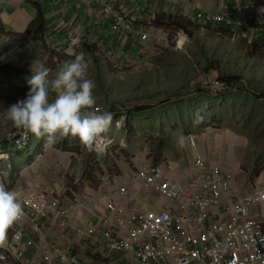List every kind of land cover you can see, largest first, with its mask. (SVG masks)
I'll return each instance as SVG.
<instances>
[{"label": "built area", "instance_id": "built-area-1", "mask_svg": "<svg viewBox=\"0 0 264 264\" xmlns=\"http://www.w3.org/2000/svg\"><path fill=\"white\" fill-rule=\"evenodd\" d=\"M93 1L102 22H109L113 32L124 33L136 43L149 40L146 31L136 29L132 9L122 0ZM176 4L184 6L186 17L195 15L203 29L222 26L235 38L251 42L264 36V13L258 11L264 7L263 0H218L216 11L204 10L197 0ZM68 39L72 48L81 40L72 31ZM186 41L185 31H179L178 46ZM212 88L222 90L226 85L217 81ZM33 135L16 127L0 135V173L4 163L31 147ZM189 145L188 185L179 181L175 163L169 159L138 168L134 182L157 198L150 208L122 209L120 202L129 196L123 186L117 188L116 200L103 207L95 204V211L80 220L70 211L69 196H59L52 189L30 192L19 200L24 215L8 231L0 264H264V188L242 193L224 166L210 162L193 134ZM113 146V139L102 134L91 148L85 147L108 154ZM93 170L102 182L111 176L108 167L100 170L95 163ZM82 248L88 257L80 253ZM28 250L34 254L27 261Z\"/></svg>", "mask_w": 264, "mask_h": 264}, {"label": "rangeland", "instance_id": "rangeland-1", "mask_svg": "<svg viewBox=\"0 0 264 264\" xmlns=\"http://www.w3.org/2000/svg\"><path fill=\"white\" fill-rule=\"evenodd\" d=\"M185 20L189 27L185 31L184 46H178V31L158 28L163 29L161 33L156 36L150 33V40L137 43L131 58L124 61L117 54L121 51H115L114 58L107 64L110 75H88L96 85V103L115 91L125 98L115 102L126 106L120 124L123 128L130 127L125 134L126 146H122L121 137L117 136L112 153L99 152V168L101 170L107 160L114 165L108 167L114 174L118 172L121 159H126L137 170L142 164L134 160L135 157L144 159L149 153L159 155V160L164 155L175 160L179 149L192 159L189 136L193 134L200 145L205 146L214 164L224 166L227 174L239 182L242 193L263 189L264 100L254 91L264 90V36L256 42L240 40L222 26L202 29L189 18ZM5 47L2 53L8 50ZM142 48L144 55H136ZM50 57V52L42 55L43 64L49 68L55 63ZM28 58L19 60L18 66H22V61L23 66L29 64L31 59ZM232 75L241 76L244 84L228 88L225 83V89L212 88L215 82H223L221 79ZM200 89L206 91L200 92ZM28 91L27 83L17 79L12 70L0 69V118L10 121L7 108L23 100ZM54 96V93L49 95ZM138 105H151L150 111L137 113ZM128 118H131L130 123ZM85 149L88 151L87 147ZM43 150L45 153L44 147ZM30 158L27 149L23 159ZM9 168L1 169L0 183L10 189L19 178L16 171L11 173L13 166ZM74 171L68 172V183L76 175ZM58 173L63 179L66 176L63 170ZM70 211L73 213L72 209Z\"/></svg>", "mask_w": 264, "mask_h": 264}, {"label": "crops", "instance_id": "crops-1", "mask_svg": "<svg viewBox=\"0 0 264 264\" xmlns=\"http://www.w3.org/2000/svg\"><path fill=\"white\" fill-rule=\"evenodd\" d=\"M204 10H217L218 0H197ZM130 9H132V18L136 24L138 31H146L150 40V33L156 36L161 33L163 29H158L153 26V19L158 15H172L173 17L184 15V6L176 4L177 0H122ZM34 4L41 6L45 14V32L44 39L47 48L55 51L50 59H54L52 67L43 64L42 60V42L39 39H34L33 36L27 35L30 23L36 16V8ZM99 8L97 3L93 0H0V27L5 31L0 33V66L4 64H11L18 66L19 60L24 57H29L31 62L24 65L21 62V67H26L29 75L28 78L34 74V70L43 64L50 69L49 79L55 78L58 70L65 62L72 61L76 55L83 53L85 59L88 61L89 69L88 75L101 76L102 74H109L108 62L114 58L115 51L118 55L123 57V60L131 58V53H134L136 45H138L132 38L121 32H113L109 22L103 23L99 15ZM187 18L197 23L195 15H190ZM64 24H61V21ZM198 24V23H197ZM203 29V28H202ZM72 31L80 36L79 45L75 48L70 47L68 32ZM168 31V30H167ZM179 33V32H178ZM10 43V44H9ZM6 44V45H5ZM22 47L20 48V46ZM10 46L7 48L5 46ZM4 47L6 50L2 53ZM145 49L142 48L135 52L136 55H144ZM14 62V63H13ZM110 75V74H109ZM20 80V79H19ZM27 80H24L27 83ZM28 85V84H27ZM29 87V86H28ZM54 95H56L54 93ZM54 97H49L50 100ZM99 98V97H97ZM118 99H125L116 91L109 93L108 97L104 96L101 102H97L94 108H100V112H112L114 114L111 126L104 134L110 138L115 139L113 149L115 148L117 136L122 146H126V133L129 126L124 128L121 126L122 113L125 112L126 106H121L115 102ZM121 106V107H120ZM118 107V108H117ZM128 108V107H127ZM129 113V111H128ZM132 114V113H130ZM131 122V118H128ZM15 127L11 121L5 118H0V135L5 130ZM148 128L147 130H149ZM5 149L7 144L2 145ZM203 151L210 158V162L214 164L211 156L204 150L205 146L201 144ZM42 147L45 148L43 152ZM29 160H24V152H18L14 155L11 161L3 164V169L9 166L14 174H18V182L9 190L15 191L18 200L30 192L52 189L58 195L65 194L71 198L70 206L73 214L85 220L86 214L95 211L94 205L103 207L106 203L116 200L117 188L126 186L129 189L128 199L120 202V207L126 211H131L140 207H152L157 203V198L148 194L141 183H135L134 177L137 170L126 162V159H121L117 168L118 172L111 174L107 182H102L99 175L93 170V165L100 161L99 152H94L85 149V145L81 143L78 137L71 135L62 136L57 133L52 142H49L46 136L33 135V142L31 145ZM113 152V151H112ZM151 156L149 153L145 154L144 159L135 157L134 160H140L139 164H144L153 161H164L163 159L173 160L171 157L164 155L159 160V155ZM176 166V175L179 181L188 185L190 183V166L192 159L186 156L184 151L178 150L174 157ZM137 160V161H138ZM141 165V166H142ZM103 167L114 166L111 162L105 160L102 163ZM64 171L66 175L63 179L61 172ZM75 170L76 173L71 182L68 183V172ZM113 177V178H111ZM58 179L60 182H58ZM63 179V180H61ZM7 188V187H6ZM151 200L146 203L148 199ZM80 202H79V201ZM165 203V200H161ZM85 218V219H83ZM80 250V249H79ZM27 261L30 260L33 250H28ZM84 257L89 256L84 248L80 250Z\"/></svg>", "mask_w": 264, "mask_h": 264}, {"label": "clouds", "instance_id": "clouds-1", "mask_svg": "<svg viewBox=\"0 0 264 264\" xmlns=\"http://www.w3.org/2000/svg\"><path fill=\"white\" fill-rule=\"evenodd\" d=\"M264 13V7L258 9ZM89 64L83 53L65 62L55 78L50 69L40 64L27 80L29 91L23 100L7 108V118L16 128L49 142L57 133L78 137L91 148L111 126L114 114L95 110L94 80L88 77ZM50 93L55 98L50 100ZM24 215L17 193L0 183V248L8 244V231Z\"/></svg>", "mask_w": 264, "mask_h": 264}, {"label": "trees", "instance_id": "trees-1", "mask_svg": "<svg viewBox=\"0 0 264 264\" xmlns=\"http://www.w3.org/2000/svg\"><path fill=\"white\" fill-rule=\"evenodd\" d=\"M34 7L36 8V16L33 19V21L30 23L27 35L33 36L34 39H39V42H42V55H46L47 52H50L51 55L55 54V51L49 50L46 46V42L44 39V32H45V25H46V20H45V14L41 6L34 4ZM192 23V22H191ZM153 25H155L158 28H165L167 30H176V31H188L189 24L187 23V20L185 18L178 16V17H173L172 15H158L153 19ZM207 29V28H206ZM0 33L4 34L5 31L0 27ZM1 70H12L13 74L16 75L17 79H20L21 81H24L28 78L29 72L26 67L24 68H19L17 66H13L11 64H5L0 67ZM223 80L224 83L227 84L228 88L233 86V85H242L243 83V78L238 75H232L226 78L221 79ZM206 89H200V92H205ZM257 97L260 100H264V90L262 91H254ZM151 105H138L136 106V111L137 113H143L146 114L150 111ZM133 113V111H131ZM134 112V113H135ZM30 149V148H29ZM28 149V150H29Z\"/></svg>", "mask_w": 264, "mask_h": 264}, {"label": "bare ground", "instance_id": "bare-ground-1", "mask_svg": "<svg viewBox=\"0 0 264 264\" xmlns=\"http://www.w3.org/2000/svg\"><path fill=\"white\" fill-rule=\"evenodd\" d=\"M79 201V200H78ZM80 202V201H79Z\"/></svg>", "mask_w": 264, "mask_h": 264}]
</instances>
